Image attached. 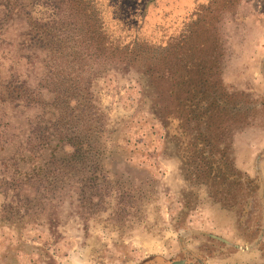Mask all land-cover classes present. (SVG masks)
<instances>
[{
	"label": "rangeland",
	"instance_id": "rangeland-1",
	"mask_svg": "<svg viewBox=\"0 0 264 264\" xmlns=\"http://www.w3.org/2000/svg\"><path fill=\"white\" fill-rule=\"evenodd\" d=\"M3 18L0 74L46 101L77 75L100 167L39 181L0 113V264H264V0H0Z\"/></svg>",
	"mask_w": 264,
	"mask_h": 264
},
{
	"label": "trees",
	"instance_id": "trees-1",
	"mask_svg": "<svg viewBox=\"0 0 264 264\" xmlns=\"http://www.w3.org/2000/svg\"><path fill=\"white\" fill-rule=\"evenodd\" d=\"M6 21L5 18L0 19V29ZM24 34L27 35L30 44H21L20 51L21 55L28 59L30 47L41 49L43 41L39 37L36 39L38 34L35 35V32ZM3 41L6 44L10 43L5 40L1 43ZM76 78L77 75L73 78L61 76L56 80V86L48 87V84L43 86L54 94L51 100L46 101L40 95L42 88L40 83L37 87H32L28 78L21 79L11 68L8 75L0 74V113L6 116L8 110L12 117L18 120L17 135H12L16 137L12 156L15 160L18 158L26 162V166L17 162L15 167L35 171L39 181L46 179L52 184L55 176L59 174L62 177L60 183H64L67 180L64 179L65 176L82 169H95L93 175L100 167L96 160H90L89 154L94 150L90 136L82 134L78 126L80 118L87 116L78 114L77 86L80 82ZM72 102L75 103L74 107L71 106ZM36 106L39 108L30 111L31 107ZM50 176L53 177L51 180ZM86 181L94 184L96 177L91 176ZM87 199H91V194Z\"/></svg>",
	"mask_w": 264,
	"mask_h": 264
}]
</instances>
